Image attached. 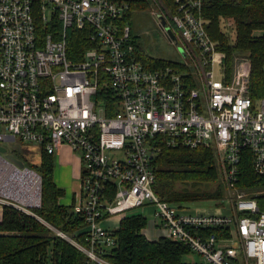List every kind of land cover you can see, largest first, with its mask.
Listing matches in <instances>:
<instances>
[{"label":"built area","instance_id":"2783aa9c","mask_svg":"<svg viewBox=\"0 0 264 264\" xmlns=\"http://www.w3.org/2000/svg\"><path fill=\"white\" fill-rule=\"evenodd\" d=\"M144 1L131 11L119 0H0V144L19 139L48 155L62 146L80 153L72 211L84 221L75 233L83 241L35 214L41 178L7 151L0 207L44 224L82 255L81 264H113L107 255L119 222H108L138 209L150 213L154 236L163 232L202 264H264V209L254 199L237 193L210 211L171 206L153 191L159 138L168 147L211 149L225 190L236 189L242 160L264 176V97L250 96V61L235 57L227 69L206 30L207 0ZM144 10L180 61L152 70L137 58L127 15ZM70 29L90 31L93 46L78 61L68 58ZM257 35L264 39V30ZM101 85L111 102L95 99Z\"/></svg>","mask_w":264,"mask_h":264},{"label":"trees","instance_id":"16d2710c","mask_svg":"<svg viewBox=\"0 0 264 264\" xmlns=\"http://www.w3.org/2000/svg\"><path fill=\"white\" fill-rule=\"evenodd\" d=\"M119 1L129 3L131 11L146 8L144 0ZM203 15L210 38L225 55L227 69L230 70L235 57H247L251 65L250 96L253 99L264 97V39L257 35L264 30V0H207ZM131 16L132 13H129L127 18ZM89 35L88 29L68 31L70 60H80L82 53L93 46ZM136 56L150 67L148 69L155 70L168 64L164 59L146 55L137 44ZM108 94V90L101 85L95 99L104 98L106 103L111 102L105 98ZM157 140L159 152L153 163V191L160 201L177 207L194 203L220 206L224 199V187L219 181L212 150L168 147L162 139ZM31 168L41 178V207L35 210V214L56 230L82 242V234L75 236L84 227L82 217L74 214L72 207L59 203L64 191L53 181L52 155L41 152L39 164ZM239 170V190L251 196L259 209H264V195H256L264 191V176L255 175L247 159L241 161ZM108 199H112V192ZM145 226L146 220L140 215L121 219L118 228L113 231L115 247L108 251V260L113 264H186L183 258L191 253L186 246L164 238L149 241L141 234ZM82 259V255L68 242L35 218L12 208L2 209L0 262L81 264Z\"/></svg>","mask_w":264,"mask_h":264},{"label":"rangeland","instance_id":"374dc122","mask_svg":"<svg viewBox=\"0 0 264 264\" xmlns=\"http://www.w3.org/2000/svg\"><path fill=\"white\" fill-rule=\"evenodd\" d=\"M130 28L132 36L135 39V43L141 47L142 51L153 58H161L166 61H180V54L178 51L168 44V42L165 40V38L162 36L160 31L158 30L154 20L149 15L148 11L144 10L142 12L134 13L130 19ZM230 29L227 28L228 33ZM233 37V34H231ZM1 146H3L7 154L13 156L17 160H20L23 162V164L29 168L31 166H37L40 162V147L36 144L32 143H26L22 142L19 139H16L12 143H1ZM108 155L112 158H121L122 155L118 152H110ZM80 156L79 152L72 153V157L75 159ZM54 158V157H53ZM56 158V157H55ZM54 158V159H55ZM71 166V165H70ZM70 169L68 166L62 168V170L67 171ZM71 170V169H70ZM68 185L71 186V184L76 186L77 181L71 178L69 176L67 178ZM219 181L222 184L221 178L219 176ZM223 186V184H222ZM224 187V186H223ZM72 188V186H71ZM224 198L227 196H231L237 193H242L246 197L250 198L248 194L241 192L239 190V185L236 187L235 190L229 191L223 189ZM264 195V191L257 193L256 195ZM191 209H205L210 211H217V209L221 206H215L213 203H194L187 205ZM0 211L2 212V208L0 207ZM129 215H141L145 218H147L146 226H145V234L149 239H158L161 236L164 235L163 232H158L156 236H154L152 230L154 228V224L150 217V213L147 210H133L128 212ZM152 213V210H151ZM1 219V217H0ZM110 229L113 228V226L109 227ZM183 261L186 264H202L204 263V258L196 253H190L187 256L183 258Z\"/></svg>","mask_w":264,"mask_h":264},{"label":"crops","instance_id":"0c3cea01","mask_svg":"<svg viewBox=\"0 0 264 264\" xmlns=\"http://www.w3.org/2000/svg\"><path fill=\"white\" fill-rule=\"evenodd\" d=\"M72 153H74L70 148L66 146H62L55 151L52 155L54 161V169H53V181L57 187L61 188L64 191L63 197L59 200V203L65 207H72L73 204L77 201V198L80 194V174H81V165L79 157L73 158ZM71 165V166H70ZM69 167L67 171L62 170L64 167ZM71 176L72 179L77 181L76 186L71 184L68 185L67 178ZM138 215V214H137ZM2 216V212L0 211V217ZM127 216L129 213L126 214ZM141 216V215H140ZM143 217V216H142ZM144 218V217H143ZM1 220V219H0ZM120 217H115L108 224H116L120 222Z\"/></svg>","mask_w":264,"mask_h":264},{"label":"water","instance_id":"95a60500","mask_svg":"<svg viewBox=\"0 0 264 264\" xmlns=\"http://www.w3.org/2000/svg\"><path fill=\"white\" fill-rule=\"evenodd\" d=\"M6 150L2 147H0V153H5ZM7 159L10 160L11 162H13L14 164H16L19 167H23V162H21L20 160H17L16 158H14L11 155H6Z\"/></svg>","mask_w":264,"mask_h":264}]
</instances>
